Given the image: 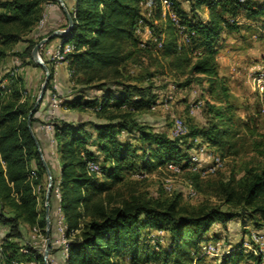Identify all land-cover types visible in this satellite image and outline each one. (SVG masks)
Instances as JSON below:
<instances>
[{"label":"trees","instance_id":"16d2710c","mask_svg":"<svg viewBox=\"0 0 264 264\" xmlns=\"http://www.w3.org/2000/svg\"><path fill=\"white\" fill-rule=\"evenodd\" d=\"M48 1L0 0V63L16 44L23 42V49L14 53L40 65L33 59L32 50L53 31L36 32ZM189 1L190 10L183 7L181 0H175V4L189 31H194L191 40L180 41L174 23L163 19L160 26L156 25V33L165 34L160 48L149 41L142 45L143 39L137 33L139 20L145 17L142 0H74V7L69 9L73 25L61 37L63 45L74 44V50L66 56L73 82L62 106L91 110L95 118L73 121L59 113L52 118L54 148L61 161L58 178L53 170L54 154L45 150L38 130L46 121L38 113L52 92L55 74L54 62L44 57L50 80L31 116V124L53 175L49 264H53L56 250L65 251L63 264H124L128 256L133 264L153 260L193 264L197 253L203 251V241L210 236L219 238L217 233L209 234L215 222L226 225L238 216L256 225L264 224V131L255 117L239 119L252 151L241 176L204 179L189 168L188 161L195 137L223 153L224 145L230 141L226 137L238 107L231 100L230 78L219 70L221 34L225 29L241 28L236 19L239 14L252 19L264 16V2ZM204 4L209 9L206 20L198 10ZM68 24L66 18L63 27ZM147 58L162 61L167 70L161 73L169 72L179 87L205 83L204 89L218 100H205L211 115L207 123L192 122L187 134L173 137L171 129L156 128L142 117L160 100L152 80L156 73L144 76L146 82H140L128 64L142 63ZM5 76L12 85L3 86L0 79V223L6 228L0 245L6 263L19 260L29 264L35 260L45 264L42 249L34 245L41 239L30 233L39 228L46 234L47 225L46 207L40 208L36 191L47 172L27 121L36 96L24 95L22 75L9 71ZM92 160L100 163L99 171L89 169ZM169 161L180 163L198 191L214 194L221 203L207 198L199 204H186L182 202V190L166 197L151 196L143 189L146 178L133 177L135 171L153 172ZM204 180L209 189L203 185ZM56 203L66 225L67 245L53 244L57 235ZM224 204L228 207L224 208ZM144 229L168 232L167 245L155 248L150 241L143 242ZM241 253L233 249L223 254L221 264L234 262ZM255 257L260 264L261 258ZM204 258L197 259L200 262Z\"/></svg>","mask_w":264,"mask_h":264},{"label":"rangeland","instance_id":"374dc122","mask_svg":"<svg viewBox=\"0 0 264 264\" xmlns=\"http://www.w3.org/2000/svg\"><path fill=\"white\" fill-rule=\"evenodd\" d=\"M145 19L149 26L154 27L156 31V12L154 15L146 16ZM46 21L47 13L44 9L36 27V32L38 34H45ZM242 32L244 35L239 36L242 38L240 41H231V43H229L227 46L228 48L224 49L226 51V54L225 51L224 54L226 58H228V62H226L223 58L220 59L221 62H219L221 73L227 74L230 77V84L233 94L231 96V100L234 102V105L238 107V110H235L234 113L235 119L234 124L231 127V133L226 137V139L230 141L224 145V153L222 150L217 149L205 142L211 150L217 149L218 153L224 157L225 162L222 167L207 173L204 176V179L210 178V180H218L219 178H228L232 174H235L238 177L242 175L245 168V163L252 155V151L247 141L248 135L245 129L239 124L240 117L244 119L249 118V116L255 117L260 129L264 131V93H259L257 90L254 80L256 73L253 70V66L257 65L256 63L264 58V40H255L252 36V31L250 30L248 31L243 29ZM144 36L146 37V35ZM141 37L143 38V36ZM254 40L255 42H252ZM45 44L40 49L43 58V47ZM23 47L24 43L19 42L2 60L0 63V79L3 80V86H10L12 85L11 80L5 76L7 72L12 71L15 72V74L22 75L26 84L24 95L30 97L36 96L37 99L45 79V69L42 65H36L35 63L27 62L28 57H22L14 53L15 51L22 50ZM51 62H54L52 56L50 58V63ZM54 64L56 63L54 62ZM128 69L136 76V78H140V82H146L143 80L144 76L149 75L152 72L156 73L155 78L152 80L156 82V92H158L160 100L154 104L155 107L153 106L152 110H149L142 115L146 121L152 123L154 126H156V128L171 129L175 117L178 116L184 118L188 128L192 122L202 125L209 121L211 115L208 114L205 100L208 98L211 100H218L216 98L217 96L212 97L204 89L203 86H205V83L199 84L198 82H194L186 87L177 86V83L174 82L172 75L169 74L168 71V73H161L162 70H167V68L164 67L162 61L160 62L156 60V58H147L142 63L131 62L128 64ZM170 95H172V98H169ZM61 106L62 103L57 108V110ZM48 120L49 118L46 119L44 124ZM137 159L140 160V157ZM140 172L141 171H135L133 173V177L140 179L146 178L143 180V189L151 196L166 197L170 195L166 190L165 183L166 177H171L173 191L176 192L182 190L183 192V203L199 204L207 198L213 203H221V200H219L218 197L212 193H203L196 189V194H189L188 186L190 179L188 177V171L186 170L175 173L163 166L156 171L145 172L144 176H138V173ZM48 181L49 177L47 174L43 184L36 187L40 201V208H43V206L46 207V191ZM205 182L206 181L204 180L203 185L206 186L205 188L209 189L210 187H208V185H206L207 183ZM223 207L226 208L228 205L224 204ZM2 228V224L0 223V239L4 235ZM253 231L264 232V224L256 225L253 220H250L247 217L238 216L229 220L226 225L219 221L215 222L210 229V232H212L210 234L213 235L214 233H217L219 234V238L210 236L209 241L208 239L203 241V251L197 254L198 257L204 255L205 258L199 262V259H197L198 257H196L193 264H206L207 262H211L212 264L222 263L221 258L223 254L212 256L207 253L206 246L210 242L217 245L219 244L218 246H220L221 249L234 248L236 251H242L240 257L234 262L231 261L229 264H257V258L255 256H259L261 258L260 264H264L262 255L259 251V243H257L252 236ZM156 232L157 229H151V231L144 229L143 233L146 238L143 242L150 241V244L155 248H158L156 244L167 245L168 232L164 230V233L161 234L162 240L159 242H156V240L153 241L151 239L153 235H156ZM30 233L32 234L33 238L37 237L41 239L39 241L40 243L35 244H39L40 249L43 248V254L46 245V234H43L39 228H33ZM143 242L142 244H144ZM221 249L219 248L220 251ZM255 249L257 251H255ZM124 264H133L129 256L126 258Z\"/></svg>","mask_w":264,"mask_h":264},{"label":"built area","instance_id":"2783aa9c","mask_svg":"<svg viewBox=\"0 0 264 264\" xmlns=\"http://www.w3.org/2000/svg\"><path fill=\"white\" fill-rule=\"evenodd\" d=\"M245 1V0H240ZM144 16L139 20L137 25V33H145L148 37L143 38L142 45H145L147 41L154 44V47L160 48L163 46L164 42V33H156L154 27L149 26L146 22V16L154 15L155 12L160 10L163 19L171 20L174 25L177 27L178 33L180 35V41L189 42L191 40L192 34L194 31H189L188 25L183 21L180 13L178 12L175 4V0H142ZM46 17V14H45ZM44 17V19H45ZM74 50V44L68 42L60 47H58L52 54L54 62L57 64L62 60H66V56L68 53ZM197 52V51H196ZM72 70H70V74H72ZM254 80L257 86V90L259 93H264V70L258 72L254 76ZM172 98V95L169 96ZM63 96L61 95L57 83L56 76L54 74L53 82H52V109L51 116L49 120L43 125V127L51 132H53V122L52 118L57 110V108L61 105L63 101ZM167 104V102H166ZM155 107V106H154ZM189 132L188 125L184 118L181 116L175 117L174 123L171 127L170 134L173 137H182ZM189 168L191 170L197 171L200 173L202 177H204L207 173L217 170L218 168L224 165V157L220 155L215 150H211L205 142L200 137L194 138V146L190 150V158H189ZM89 169L91 171H99L100 163L97 161L89 162ZM165 167L175 173L181 172L183 170L182 165L175 161H169L166 163ZM145 172L138 173V176H144ZM172 178L166 177L165 187L166 190L171 193L173 191V185L171 183ZM188 193L194 195L197 193L196 188L194 187L192 181L189 182ZM57 195L60 196L59 186L56 187ZM59 231L60 237L56 240L60 244L67 245L68 237L65 235L66 225L63 221V215L61 207L59 206ZM164 233L163 229H158L156 235H153L151 239L153 241L159 242L162 240V235ZM160 235V236H159ZM252 236L254 240L259 243V251L262 255V259L264 262V232L262 231H253ZM37 246V244H34ZM158 247V244H156ZM40 248V247H39ZM43 249V248H42ZM207 253L212 256L221 255L222 252L219 250V246L210 242L206 246ZM255 251H257L255 249ZM0 264H24L19 260H12L11 262L6 263L5 258L2 251V246L0 245ZM29 264H39L37 261L32 260ZM138 264H165L163 262H159L156 260L150 262H140ZM206 264H212L211 262H207Z\"/></svg>","mask_w":264,"mask_h":264},{"label":"crops","instance_id":"0c3cea01","mask_svg":"<svg viewBox=\"0 0 264 264\" xmlns=\"http://www.w3.org/2000/svg\"><path fill=\"white\" fill-rule=\"evenodd\" d=\"M259 2H264V0H258ZM66 6L68 9L74 7V0H64ZM182 5L185 9L190 10V1L189 0H181ZM44 9L47 13V21L45 25V33L49 32L50 30H56L59 28H64V23L66 22L67 14L64 10V7L58 0H49L48 2L45 3ZM200 15L204 18V20L208 19L209 17V9L206 4L202 5L199 9ZM246 18V19H245ZM237 22L241 24V28L239 30H227L225 29L222 34H221V39H220V46H219V51L217 54V59L218 62H221L220 59H225L226 62H228V58H226L225 54L226 51L224 50L225 48H228L227 46L231 41H240L239 36H243L242 30H250L252 31V36L254 37L255 40H264V16H261L260 18L257 19H252L248 18L245 16V14H239L237 17ZM163 20L162 15L157 16L156 12V25L160 26L161 22ZM138 35L145 37V33H138ZM140 36V37H141ZM148 36L146 35L145 38ZM142 38V37H141ZM142 38V39H143ZM252 41V42H255ZM63 45V37L57 36L48 43L45 44L43 47V54L44 57L47 59H50L53 52L60 46ZM225 51V54H224ZM257 65L253 66V70L257 74L258 72H261L264 70V58H262L260 61L256 63ZM55 67V76L57 79L59 91L63 98L68 95L71 91V85H72V79H71V74H70V68H69V63L67 60H62L58 62L57 64H54ZM219 70H220V63H219ZM221 73V71H220ZM222 75H227L224 73H221ZM228 76V75H227ZM229 77V76H228ZM230 78V77H229ZM172 86V85H171ZM51 103H52V92L46 96L45 100L43 101L40 111H39V116L48 119L50 117L49 114H51ZM56 113L64 115L66 118L71 119L73 121H81L85 119H94L95 115L94 112L91 110H79V109H71L67 108L64 106H61ZM55 113V114H56ZM44 123H42L39 127V134L41 137V140L43 142L44 148L46 151L51 152L54 154V164H53V170L55 175L59 178L61 174V161L58 157V154L55 151L54 148V137H53V132L45 129L43 127ZM58 196V195H57ZM59 197V196H58ZM56 215H57V235L55 239L53 240V244H60L56 240L60 237V231H59V219H60V213H59V203H56ZM3 227V226H2ZM4 231V235L6 232V228H2ZM212 232H209V234ZM3 235V237H4ZM211 235V234H210ZM3 237L0 239V242L3 240ZM210 239L208 238V241ZM39 245V244H37ZM219 245V244H218ZM246 245V244H245ZM221 249V247L219 246ZM228 249H234V248H227V249H221L222 254L228 253L231 250ZM65 257V251L64 250H56L53 253V264H63V258Z\"/></svg>","mask_w":264,"mask_h":264},{"label":"water","instance_id":"95a60500","mask_svg":"<svg viewBox=\"0 0 264 264\" xmlns=\"http://www.w3.org/2000/svg\"><path fill=\"white\" fill-rule=\"evenodd\" d=\"M62 6L64 7V10L67 14V17H68V20H69V24L67 27L65 28H59V29H56L54 31H52L51 33H49L47 36L41 38L36 44L35 46L33 47V50H32V57L33 59L35 60V62H37L38 64L42 65L45 69V79H44V82L41 86V89H40V92L37 96V99L35 101V104L34 106L32 107V109L30 110L29 114H28V126L35 138V141L37 143V146H38V149L41 153V156H42V159H43V163H44V166L46 168V172L48 174V177H49V181H48V186H47V191H46V222H47V225H46V245H45V248H44V251H43V258H44V263L45 264H49V261H48V256H49V252H50V245H51V238H50V203H49V197H50V192H51V188H52V185H53V175H52V171L48 165V162L46 161L45 157H44V153L42 151V148L40 146V142L38 140V138L36 137V135L34 134L33 132V129H32V124H31V116L33 114V112L35 111V109L37 108V106L40 104L44 94H45V91H46V88H47V84L50 80V70H49V67L47 65V63L45 62L44 58L42 57L41 55V52H40V49L41 47L46 43L48 42L49 40H51L52 37L54 36H64L66 35L72 25H73V18H72V15L69 11V9L67 8L64 0H58Z\"/></svg>","mask_w":264,"mask_h":264}]
</instances>
